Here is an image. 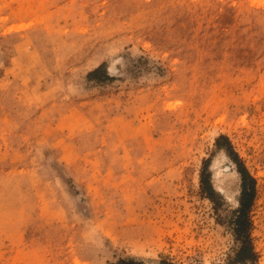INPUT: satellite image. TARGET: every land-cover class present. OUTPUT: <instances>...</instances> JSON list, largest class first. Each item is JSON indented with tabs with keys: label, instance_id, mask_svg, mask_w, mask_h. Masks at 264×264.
<instances>
[{
	"label": "rangeland",
	"instance_id": "1",
	"mask_svg": "<svg viewBox=\"0 0 264 264\" xmlns=\"http://www.w3.org/2000/svg\"><path fill=\"white\" fill-rule=\"evenodd\" d=\"M127 258L264 264V0H0V264Z\"/></svg>",
	"mask_w": 264,
	"mask_h": 264
},
{
	"label": "trees",
	"instance_id": "2",
	"mask_svg": "<svg viewBox=\"0 0 264 264\" xmlns=\"http://www.w3.org/2000/svg\"><path fill=\"white\" fill-rule=\"evenodd\" d=\"M99 69H100V67L94 69L93 71H91V72L89 73V75L92 76V75L95 74ZM237 166H238V171H239V173L241 174L242 179H244V181H245V179H246L247 177H250V176H248V174H246L245 171H243V170H241V169L239 168V164H237ZM243 185H244V184H243ZM243 188H244V186H243ZM136 263H137V262H136L133 258H127V259H120V260H118L115 264H136Z\"/></svg>",
	"mask_w": 264,
	"mask_h": 264
}]
</instances>
